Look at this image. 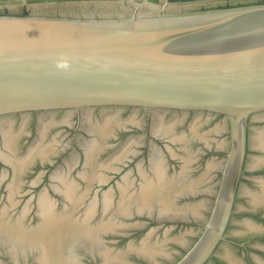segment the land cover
I'll return each mask as SVG.
<instances>
[{
	"label": "water",
	"instance_id": "water-1",
	"mask_svg": "<svg viewBox=\"0 0 264 264\" xmlns=\"http://www.w3.org/2000/svg\"><path fill=\"white\" fill-rule=\"evenodd\" d=\"M119 1L0 0V167L6 171L0 173V264H170L177 257V264H206L225 239L248 135L261 152L250 151L249 169L264 166V2L69 5ZM96 109L106 110L100 117ZM123 109L157 113L151 134L164 139L128 141L145 121ZM171 111L183 115L163 121ZM191 112L219 119L184 124ZM42 113L65 115L42 116L39 125L4 118ZM82 114L78 123L75 115ZM61 129L69 134L64 141L56 134ZM193 140L212 151L199 155L200 142L188 150ZM134 156L136 163L150 158L146 170L139 163L137 177L130 174ZM45 161H56L50 169L59 171L51 176L30 168ZM200 165L194 179L208 169L206 179L223 182L221 189L210 183L220 191L197 238L164 222L208 217L200 203L206 195L185 197L201 191L200 180H186ZM50 177L57 181L49 197L59 204L42 193ZM259 186L260 192L244 193L253 209L264 206V182ZM246 225L230 233L257 230ZM224 258L251 264L232 247Z\"/></svg>",
	"mask_w": 264,
	"mask_h": 264
},
{
	"label": "flooded vegetation",
	"instance_id": "flooded-vegetation-1",
	"mask_svg": "<svg viewBox=\"0 0 264 264\" xmlns=\"http://www.w3.org/2000/svg\"><path fill=\"white\" fill-rule=\"evenodd\" d=\"M106 109H99V110H93V111H97V114L101 117L100 113L102 111H104ZM121 113H128V116L131 117V115H137L138 117L140 116L145 122H144V127H142L143 129L140 130V134L136 135L134 134V132H136L135 130H131V135L130 137H128V141L130 139H134V138H138L140 139V142L141 144H148L147 141L149 139V137L151 136L152 138L154 139H157V140H162L164 139L163 137H157L155 135H152L151 134V128H152V120H153V116H156L157 113H155L153 116L152 114H147L146 112H144L143 110H133V109H123V110H120ZM164 115H163V121L164 120H173L175 119L177 115H183L182 112H163ZM65 115V113H42V114H29V115H17V116H11V117H4L5 119H11V118H14V119H19L21 122H20V125L23 124V120L24 118H27L28 121L30 120H35L36 124L39 125L40 124V119L42 118V116H47V117H57V116H61V118H63V116ZM82 116L83 114L79 117L77 115H75V117L78 119V123L81 122L82 120ZM147 116V117H146ZM200 116V117H199ZM158 116H156L157 118ZM195 118H201L200 120L204 121V122H212V121H215L217 119H219V116H214V115H208L207 113H194V112H191V113H186V117L184 118L183 122L185 124V122L187 121H192L193 119ZM254 120V119H253ZM3 121V118H0V124H2L1 122ZM27 121V122H28ZM256 122V121H255ZM63 125L66 124V123H63L61 122ZM228 122L225 121L222 117H221V120H220V123L221 125H224V126H227ZM261 123V122H260ZM187 124V123H186ZM139 129V128H138ZM147 130H150V131H147ZM66 131L61 129L59 130L56 134L57 136L61 137L62 140L64 141L69 134H65ZM38 133V132H36ZM183 133H185V131H183ZM205 134V133H204ZM221 135V134H220ZM219 135V136H220ZM230 135V133H229ZM142 138V139H141ZM226 139H230L229 141V144H228V150H227V153L229 154V151L231 149V137L228 136V138ZM200 142L202 144L201 147H198L197 151L199 155H206L208 154V152L212 151L208 148V146H206L205 142L204 141H199V140H193V145H190L189 148H187L188 150L190 151H193L192 149V146H194L195 143H198ZM210 143V141H209ZM228 143V142H227ZM134 144V143H133ZM136 144V143H135ZM211 146V145H210ZM143 147V145L141 146ZM156 145L155 147L152 146L150 148V154L152 156H154L157 151L156 150ZM158 149V148H157ZM250 151H253L255 152L256 154L253 155V156H257V155H260L261 152H259L258 150H255V149H252V147H250V138H249V135L247 136V154L245 156V162H244V166H243V172L241 174V177H240V180H239V184H238V189H237V193H236V197H235V203H234V207H233V213H232V216L230 218V221H229V224H228V227H227V230L225 232V236H224V240L217 246L213 256L210 258V260L206 263V264H214V263H217V264H238L237 261L235 262H232V261H229L227 260L226 258H224V254L226 251H228L229 248H236L238 250H241L243 252V255L245 258H247L249 260V262L251 264H264V259H262V257L260 256V253H264V206L263 207H260V208H257V209H253L251 204L249 203V197L247 195H245V191H259L260 192V186H259V183L260 182H264V166L260 167V168H257V169H253V170H250L249 169V165H248V162H251L252 160V157H250ZM138 153H141L140 151H138ZM133 159V160H132ZM131 159V164L133 166H131V169H130V174H132L133 177H137V174L139 175L140 173V169H139V163L141 162L140 165H145V169H142L143 170H146L147 169V163L149 162L150 158H148L147 160H145V157H143L142 159H139L136 163L135 160H137V156H134V158ZM227 159V158H226ZM226 160H224L222 163L220 162V166H219V170L223 176H224V163H225ZM57 162L54 161V162H50V161H45V162H42V163H37L35 165H32L30 168H42V175H44L45 173L49 174V175H55L59 170L58 168L57 169H50L52 166H54ZM248 165V166H247ZM48 166H50L48 168ZM138 168V170H137ZM198 169H192L189 173V177L186 179L187 181L188 180H200L201 182V191L198 192V194H195V195H185V197L188 199V200H191L194 199L195 201H198L196 198H200L202 195H206V197H204V199H200L202 200L200 203H204V205L207 207V210L204 209L202 211H204V213L206 212L208 215V217H206V219L204 220V222L202 223H197L195 221V218H191L189 221L188 219L187 220H184V221H179V222H169V221H166L164 222V224H176V225H180L182 230H184V228L190 230V232L192 231L193 234H195V236H197L196 234H198V237L199 236L201 237L200 233L201 231L203 232L204 231V226L207 225L210 220H211V217H212V214H213V210L216 206V197H217V194L219 193L218 192H215L214 190L212 191V186H211V182H217L216 183V186L217 187H220L221 189V186H222V182H223V177L220 178L219 181H216L214 180V177L215 175H213V178H212V181H210V178L209 179H206V177H208V175H210L209 173L211 172L208 171L207 169V174H205L204 176L200 177V178H196L194 179L193 176L196 175V172H201L202 170H204V166L200 165V167H197ZM223 168V169H222ZM200 170V171H199ZM138 171V172H137ZM5 169H1L0 167V173L1 174H4ZM27 172V171H26ZM25 172V173H26ZM24 173V174H25ZM31 173V172H29ZM145 173V171H144ZM23 174V175H24ZM193 178V179H191ZM51 179V177H50ZM49 179V184H47L45 187H44V191L42 193H45L46 196L48 198H50L53 202H58V204L61 202L60 200H58L56 197H49V191H53L54 193H56V191L52 188L51 184L52 183H56L57 180L53 181L52 179L50 180ZM38 182L36 181H33L32 182V185H29L30 188H34V187H38V185H36ZM251 187H255V189L251 188L249 189L248 186ZM20 186V185H19ZM27 186V185H26ZM214 186V185H213ZM246 187V189H244ZM257 188V189H256ZM3 189V188H1ZM205 189H210L211 192H206ZM242 189H244L243 191V195H240V193L242 192ZM31 191V190H30ZM33 191H35V189H33ZM205 191V192H204ZM182 198H185L184 195L181 196ZM180 197V198H181ZM2 198V197H1ZM22 199L26 198V196H22L20 197ZM35 198V199H34ZM39 198V196L37 197V199ZM36 200V197H32V199L30 201H33ZM239 199H243L245 201L244 205L242 206H238L237 205V201ZM253 224L254 226H256L257 230H254V231H249L247 233H230V230L232 228H240V229H248L247 228V225L246 224ZM175 225V226H176ZM190 227V228H188ZM197 232H194L196 231ZM199 231V232H198ZM195 245V243H194ZM194 245L192 246H188L185 251H189L192 247H194ZM221 249V252H223L224 254L223 255H218V250ZM182 257V256H181ZM178 258L180 257H177L175 258L174 261H170L169 263L170 264H177L179 262Z\"/></svg>",
	"mask_w": 264,
	"mask_h": 264
},
{
	"label": "rangeland",
	"instance_id": "rangeland-1",
	"mask_svg": "<svg viewBox=\"0 0 264 264\" xmlns=\"http://www.w3.org/2000/svg\"><path fill=\"white\" fill-rule=\"evenodd\" d=\"M264 2V0H254V1H246V4H250V3H261ZM55 5H59V4H54V5H42V6H55ZM64 5V4H63ZM69 5H128L127 0L124 1H119V2H111V3H74V4H69ZM221 7V6H219ZM144 8H147L144 6Z\"/></svg>",
	"mask_w": 264,
	"mask_h": 264
},
{
	"label": "bare ground",
	"instance_id": "bare-ground-1",
	"mask_svg": "<svg viewBox=\"0 0 264 264\" xmlns=\"http://www.w3.org/2000/svg\"><path fill=\"white\" fill-rule=\"evenodd\" d=\"M160 8H166V6H161Z\"/></svg>",
	"mask_w": 264,
	"mask_h": 264
}]
</instances>
